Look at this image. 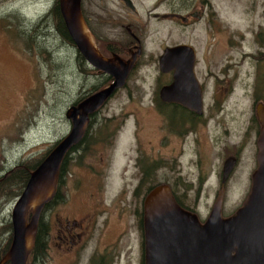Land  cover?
<instances>
[{
	"label": "rangeland",
	"instance_id": "1",
	"mask_svg": "<svg viewBox=\"0 0 264 264\" xmlns=\"http://www.w3.org/2000/svg\"><path fill=\"white\" fill-rule=\"evenodd\" d=\"M54 1L0 0V176L21 162L35 164L67 136L71 123L65 118L66 110L80 97L94 94L91 87L98 84L78 58L75 47L55 30L53 21L35 27L48 16ZM209 1L234 30L246 29L252 21L244 15L249 4L260 6L261 2ZM178 3L176 0L180 9L177 13L184 15L186 10ZM82 6L90 13V0H83ZM13 14L19 15L18 20L12 18ZM7 21L21 32L16 39L5 32ZM207 27L206 21L190 28L172 22V43L185 42L195 48L200 78L207 77L209 68L218 75L225 63L226 52L222 58L210 57L217 38ZM237 60L236 65L240 62ZM229 66L233 68L232 64ZM239 73L243 84L240 79L222 113L202 127L198 143L194 136L185 145L173 137L172 141H163L165 131H159L156 110L139 105L132 83L115 96L86 131V143L67 157L60 185L58 181L60 196L43 213L48 228L46 250L35 260L30 257L28 264H142L143 231L138 213L142 212V199L149 184H139L140 171L134 166L139 160L144 161V167L153 172L158 183L171 186L180 202L204 221L219 193L223 162L241 147L240 163L225 186L222 209L223 217L235 213L249 193L257 127L251 119L252 99L245 97L244 92L245 84H251L247 75L253 73L252 66L244 64ZM147 76L144 89L150 95L155 74ZM128 90L133 91L132 99L127 96ZM104 118H110L107 125ZM137 119L143 125L138 131ZM249 122L252 128L245 133ZM17 199L1 207L0 226L4 220L11 223ZM66 220H76L81 225L72 230L85 235L82 243L75 237V246H80L63 255L65 245L58 223L63 225ZM6 238L0 233V247Z\"/></svg>",
	"mask_w": 264,
	"mask_h": 264
},
{
	"label": "water",
	"instance_id": "2",
	"mask_svg": "<svg viewBox=\"0 0 264 264\" xmlns=\"http://www.w3.org/2000/svg\"><path fill=\"white\" fill-rule=\"evenodd\" d=\"M81 2L58 0L65 29L85 62L111 76L113 81L66 110L65 118L71 129L30 172L11 211L12 240L0 264H27L42 212L57 193L64 159L83 140L89 117L125 85L134 64V60L106 61L99 55L85 24ZM194 62V50L189 46L165 51L160 68L168 72L172 66L175 81L172 88H163L160 95L162 100L169 101L172 91L178 96L173 100L200 113L201 95ZM257 117L261 126L257 169L251 176L250 192L242 206L231 216L223 217L224 190L221 189L208 217L201 223L197 214L175 201L169 185L155 186L143 200V264H264V107H258ZM234 166L232 158L224 162L223 182Z\"/></svg>",
	"mask_w": 264,
	"mask_h": 264
},
{
	"label": "flooded vegetation",
	"instance_id": "3",
	"mask_svg": "<svg viewBox=\"0 0 264 264\" xmlns=\"http://www.w3.org/2000/svg\"><path fill=\"white\" fill-rule=\"evenodd\" d=\"M82 3L83 0L81 2L82 15L92 43L99 55L106 61L134 60L133 67L126 79L125 85L117 89L104 105L89 117L87 130L95 123L94 119L96 117L98 118L100 111L104 107H107V104L112 101L115 96L118 97L119 94L124 93L129 88V84L132 83L138 94L136 99L139 101V105L156 110V116L160 120L159 131H165L163 141L168 138L172 141L173 137L178 139L182 145H185L188 142V138L194 136L196 143H198L202 127L207 126L208 121H215L218 115L222 113L235 94L237 90L236 84L240 79L242 80L240 84H243L244 79L240 78L239 69L244 66V64H250L253 73L247 75V77L251 80V84H245L247 90L244 92L246 94L245 97L250 96L252 99L251 119L257 126L254 132L256 152L252 173L257 169V140L261 130L257 117V109L260 106L264 107V0H261L260 6L256 4L252 5V3L249 4L248 10L244 15L252 21L249 20L250 24L246 29L243 28L244 31H242L243 29L234 30L223 15L219 16V14L212 9L209 0H179L178 4L180 8H185L184 10H186L184 15L177 13L180 9H177L176 0L174 4H172V0H90V13L88 12V14L85 12ZM201 21L207 22V28L212 37L217 38L214 44L216 49L214 52H211L210 57L213 58L214 56H218L222 58L226 52L223 58L225 63L224 66L220 68L219 74H212L209 68L206 78L199 77L198 54L195 48L191 44L185 42L172 43V22L190 28L199 24ZM256 21L258 22L256 23ZM181 45L189 46L194 50V75L199 85L201 95L200 113L191 111L173 100L174 96H178L175 93L172 94V91L170 92L169 101L161 99V90L165 87L172 88V84L175 81V69H172L171 66L168 72H163L160 68V59L165 55V51ZM153 46H155V48L152 50L151 48ZM219 49H223V51L220 52ZM235 59L237 61L240 60L237 65L235 64ZM82 63L90 70V75L94 77L95 82H98V84H94L91 87L93 93L106 88L113 81L111 76L91 67L84 59ZM231 64L233 68H230L229 65ZM146 71L147 75L151 72L155 74L153 79L154 88L150 95H148L147 91L144 89L148 79ZM231 71H233L232 77L230 76ZM126 93H128L127 96L132 99L133 91L128 90ZM81 101H78L76 104ZM109 120L110 118H104L103 122L106 124ZM126 121L127 120L124 122ZM136 125L138 128L136 131L143 128V125L139 123V119H137ZM251 125L252 123L249 122V126L245 130V133L251 130ZM241 150V147L234 149V155L229 157L235 160V166L228 178L223 182L222 172L220 176L221 179L218 178V183L220 185L219 192L223 189L224 196L225 186L240 163ZM143 162V160H139V162L134 165H137L140 171V185L145 182L146 176L151 177L153 175V172L144 167L145 165ZM169 187L175 201L177 203L180 202V199L175 196L171 186ZM180 204L183 203L180 202ZM142 212L138 213L140 218L139 224H141L142 221ZM200 222L203 223L204 221L200 220ZM80 225L81 224L76 220H66L63 225L61 222L58 223V227L60 228L59 234H61L60 238L63 239L62 242H64L63 244L65 245L64 251L58 246L62 251L61 254L64 255L66 252L69 253L73 250L76 243L75 237L79 241L82 240V235L85 234L83 233L81 235L72 230V227L78 228ZM63 244L60 246H63ZM79 246L80 245H76L74 250Z\"/></svg>",
	"mask_w": 264,
	"mask_h": 264
},
{
	"label": "trees",
	"instance_id": "4",
	"mask_svg": "<svg viewBox=\"0 0 264 264\" xmlns=\"http://www.w3.org/2000/svg\"><path fill=\"white\" fill-rule=\"evenodd\" d=\"M16 17H17V20H18L19 15L18 14H13L12 18L15 19ZM50 21L54 22V24L56 26L55 30L58 32V34L61 36V38L67 44L73 45V43H72V41H71V39H70L66 29H65V26L63 24V21H62L61 15H60V11H59L58 0L54 1V4H53L52 8L48 12V16H46L44 20L42 19L39 23H37L35 27L41 26L44 22L45 23H48V22L50 23ZM10 22L11 21H7L5 23V24H7V26L4 27L5 28V32L11 37V39L12 38L16 39L17 36L21 35V32L16 28V26L12 27ZM12 33L15 34V37L11 36ZM25 40H27V38H25ZM78 58H80V60L83 62V59L80 57L79 54H78ZM90 94H92V93L89 92L87 95H90ZM85 97L86 96L80 97L78 99V101H81ZM78 101H76L75 103H77ZM86 136L79 143L78 146L73 147L69 151L68 155L64 159L63 164L61 166V170H60V175H59L60 179H61V177L63 175V170L65 169V166H66L65 164L67 162V160H66L67 157L71 154V152L76 151L79 147H81L84 143H86V141H85L86 138H87ZM54 146L50 150H48L45 153V155H43V157L39 161H37L35 164L29 165L28 161L21 162L17 166H14L10 171H7L2 176H0V200H2V205L0 206V210H1V207L3 206V204H5L6 202H9V201H14L16 198L19 197V195L21 194V192L23 191V189L25 188V186L27 184L30 172L33 171L41 163V161L54 148ZM60 181L61 180H59V185H60ZM146 182L149 185L147 186V188L145 190L144 196L151 189H153L155 186L160 184L156 180V176L155 175H152L151 177L146 176L145 177V183ZM16 191H18V192L16 193ZM59 196H60V193H59V190H57V193H56L54 199L52 200L51 203L46 205L44 211H46L47 208L52 203H54L55 200H57L59 198ZM178 204H180V202H178ZM180 206L182 208L186 209V210H190V209L186 208L183 204H180ZM44 211H43V213H44ZM43 213H42L41 220L39 222L38 229H37L36 242H35V245H34V248H33L32 252L30 254V257L33 258L34 260L37 259L38 256L42 255L45 252V250H46L45 236H46V233L48 232V228H47V224L43 222ZM141 229H142V221H141ZM0 233L1 234H5L6 237H7L5 243L1 244V247H0V261H1L4 258V256L6 255L8 249H9V246H10V243H11V238H12V227H11V223L8 220L7 221L4 220V222L1 224ZM41 252H42V254H41Z\"/></svg>",
	"mask_w": 264,
	"mask_h": 264
},
{
	"label": "bare ground",
	"instance_id": "5",
	"mask_svg": "<svg viewBox=\"0 0 264 264\" xmlns=\"http://www.w3.org/2000/svg\"><path fill=\"white\" fill-rule=\"evenodd\" d=\"M90 95H92V94H90ZM90 95H88V96H90ZM88 96H86L85 98H87ZM85 98H83V99H85ZM83 99H82V100H83Z\"/></svg>",
	"mask_w": 264,
	"mask_h": 264
}]
</instances>
